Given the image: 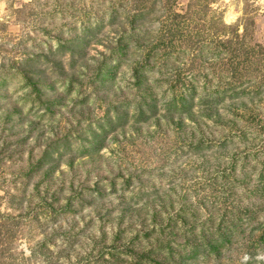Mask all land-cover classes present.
Listing matches in <instances>:
<instances>
[{"label": "rangeland", "instance_id": "1", "mask_svg": "<svg viewBox=\"0 0 264 264\" xmlns=\"http://www.w3.org/2000/svg\"><path fill=\"white\" fill-rule=\"evenodd\" d=\"M263 262L264 3L0 0V264Z\"/></svg>", "mask_w": 264, "mask_h": 264}, {"label": "trees", "instance_id": "2", "mask_svg": "<svg viewBox=\"0 0 264 264\" xmlns=\"http://www.w3.org/2000/svg\"><path fill=\"white\" fill-rule=\"evenodd\" d=\"M177 16H180L179 14L178 15H175V17H177ZM181 17V16H180ZM171 36H174L175 35V33H173V32H171ZM112 123H113V121H111ZM231 212L232 211H234L235 209L233 208V207H231ZM230 213V212H229ZM227 228L229 229V230H231L230 229V225L228 224L227 225ZM219 230V229H218ZM217 230V233L219 234V237L218 238H213L212 239V241L209 243V245H208V248L211 250V251H220V247H222L225 243H230L231 242V233L229 232V233H227V232H223V231H218ZM219 232H221V233H219ZM201 249V248H200ZM200 249L198 248V246H194L193 248H192V250H191V252L193 251V253H191L190 255H189V257L188 258H191V257H196L198 254H199V251H200ZM146 256V255H145ZM147 257V256H146ZM253 259V261H255V259L254 258H252ZM263 264H264V262H263Z\"/></svg>", "mask_w": 264, "mask_h": 264}, {"label": "clouds", "instance_id": "3", "mask_svg": "<svg viewBox=\"0 0 264 264\" xmlns=\"http://www.w3.org/2000/svg\"><path fill=\"white\" fill-rule=\"evenodd\" d=\"M261 3H264V0H260Z\"/></svg>", "mask_w": 264, "mask_h": 264}]
</instances>
